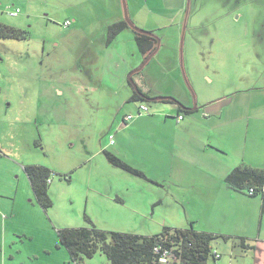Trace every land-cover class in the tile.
I'll list each match as a JSON object with an SVG mask.
<instances>
[{
  "label": "rangeland",
  "instance_id": "1",
  "mask_svg": "<svg viewBox=\"0 0 264 264\" xmlns=\"http://www.w3.org/2000/svg\"><path fill=\"white\" fill-rule=\"evenodd\" d=\"M132 1L127 0L130 16ZM184 1L185 14L174 24L171 18ZM111 3L0 0V21L28 31L25 39L0 38V264H75L59 238V230L74 227L142 236L193 227L218 235L213 249L220 257L207 264H264L262 194L207 186L203 180L212 177L216 183V171L225 163H209L200 142L214 135L210 148L219 150L213 145L222 131L211 134V127L224 125L223 132L232 135L237 107L257 119L264 116V0H142L144 13L160 18L155 34L161 43L134 80L143 77L152 90L169 91L163 95L198 109L184 112L178 123V106L149 102L151 114L131 124H124L123 116L135 112L140 101L130 100L129 74L143 61L128 71L124 56L134 50L143 55L132 30L108 47ZM13 7L22 12L11 16ZM68 19L72 24L64 26ZM172 33L176 39L168 48L166 36ZM87 36L95 41L85 51ZM59 71L61 95L49 97L50 78ZM207 99L213 102L204 107ZM148 120L155 125H144ZM253 123L249 133L264 146V123ZM244 124L247 120L242 129ZM114 131L116 144H110ZM223 145L234 153L233 143ZM104 150L146 177L114 165ZM34 164L56 172L47 208L26 171ZM81 263L110 260L99 249Z\"/></svg>",
  "mask_w": 264,
  "mask_h": 264
},
{
  "label": "trees",
  "instance_id": "2",
  "mask_svg": "<svg viewBox=\"0 0 264 264\" xmlns=\"http://www.w3.org/2000/svg\"><path fill=\"white\" fill-rule=\"evenodd\" d=\"M129 29L132 30L124 17L109 24L106 29L107 44L113 43L119 33ZM132 31L139 51L146 58L155 50L157 39L149 34ZM27 33L28 31L25 29L0 21V38L25 39ZM86 48L88 49L90 46H86ZM132 89L130 100L143 102V98L138 92L133 87ZM139 89L149 95V92L143 91L140 87ZM178 110L182 112L183 116L184 112L190 111V109L183 110L181 106L178 107ZM104 152L114 165L120 166L134 175L146 177L143 171L132 167L115 154L108 150H104ZM26 171L42 206L44 208L51 206L52 200L48 187L56 172L39 164L27 167ZM226 181L235 190L247 194L249 189L254 187L256 192L252 196L261 194L264 196L262 191L264 168L238 166L226 176ZM217 237V234L199 231L193 227L186 229L166 227L162 232L149 236L125 232H112L109 235L104 230L92 227L59 230L60 241L68 249L75 264H83L81 263L83 256H93L99 249L107 255L110 264H207L210 257L218 258L215 255L218 251L213 249V242ZM225 239H228L227 236ZM164 254L167 257L166 261H162Z\"/></svg>",
  "mask_w": 264,
  "mask_h": 264
},
{
  "label": "crops",
  "instance_id": "3",
  "mask_svg": "<svg viewBox=\"0 0 264 264\" xmlns=\"http://www.w3.org/2000/svg\"><path fill=\"white\" fill-rule=\"evenodd\" d=\"M86 1L87 0H84L85 3H86ZM111 1H112L111 10H110L111 17H110V21H108L109 22L108 25L111 24V22L113 23V22L119 21L124 17L123 11H122L123 8H122L121 0H111ZM131 3L129 2V8H130L131 17L133 18L134 23L136 22L138 25L143 26L144 28L148 29L149 31H153L154 33H156V31L159 30L162 26V23L160 22V18L156 14L155 15H152V14L148 15L147 13H144V11L140 7L142 4V0H133ZM69 4H71V3H68V5ZM131 8H132V11H131ZM184 14H185V1H184V4L176 10L175 15L171 18L172 23L177 24V21ZM74 19L76 21H78L76 16ZM71 24H72V21H71L70 25ZM70 25H68V26H70ZM124 31H128V30H124ZM124 31H122V32H124ZM129 31H131V30L129 29ZM131 32H132L133 38L135 40L134 33H133V31H131ZM180 33L182 34L181 30L179 31V34ZM119 35H120V33H119ZM119 35L116 37V39L114 41H119ZM127 37H129V40H130V36H127ZM172 38L176 39V36L174 33L166 36L168 48L172 47V45H171ZM85 41L87 42L85 46H91L93 44V42L95 41V38L94 37L90 38L89 36H87ZM113 44H116V42L115 43L113 42V43L107 44V45H108V47L109 46L113 47ZM136 45H137V43H136ZM143 59H144V56H139V53H137L136 50H134L133 53L129 54V56L128 55H127V57L124 56V60H126L127 62L129 61L128 71L135 68V66H137V64L141 63V61H143ZM60 73H61V71L55 73V74H57V76L55 78H50V80L53 81V85H49L48 89H46L48 91L49 97H51V95H56L57 97H60V95H61V89L59 86H64V82H63L64 79L62 77H60L61 76V75H59ZM133 78H134V76H133ZM136 84L139 85V87L143 91L149 92V95H147V96H159L161 94L163 95V94L169 92V91L160 92L159 90H155V89L152 90L150 88V85L147 84V82L145 81V79L143 77L138 78V80L136 81ZM179 100L182 101V103L186 106V108L183 110L190 109V111H193V110L198 109V108L188 107L189 104L183 99L179 98ZM143 101L145 103H149L148 101H146L144 99H143ZM211 102H213V101L207 99L206 101L203 102V106L207 107V105H209ZM173 104L176 105V103H173ZM176 106H178V105H176ZM235 112L236 113L233 114V119H232V120H234L233 124H232V126H233V134L232 135L226 134L223 132L224 125L223 126L219 125L217 127L215 124H213V126L211 127V134H214L213 131H217V130L222 131L221 133L223 136H220L222 138H218V140H217L218 145H213V146L217 147L219 150L215 149L214 147L210 148V145H212L211 136L213 137L214 135L207 137V139L202 138L200 140V142L203 144L202 145L203 153H205L207 155V158H205V159L208 160L209 163H211L213 165L225 163L224 169H220V170L216 171V177H217L216 183L213 179H211L212 177L203 180L204 183L207 184V186H211L212 184H214L215 186L220 185L221 188L227 187L229 190H233V188L227 183L226 176L234 168H236L238 166H242V167L243 166H251V167L264 168V146H257L259 142L257 141V139H255V137H253L249 133V131L251 130V127H254V123H253L254 121H256V122L260 121L261 124L264 123V120H263L264 116H262L258 119L255 118L253 115L251 117L248 114L249 110H247L246 114H244V109H242L241 107L240 108L237 107L235 109ZM129 113H131V112H129ZM150 114H151V109H150ZM166 114H171V112L167 111ZM179 114H182V112L178 110V112L175 115L176 119H177ZM204 114H205V116L207 115L206 112H204ZM142 116H144V115H142ZM142 116H139V117H142ZM139 117H135L133 120H135L136 118H139ZM217 117L221 120L220 116H217ZM241 119H243V120H241ZM183 120H185V115L180 122H182ZM245 120H247L248 126H246L244 124V127H246V129H242L241 126ZM155 122H156V120H153V122L148 120L147 124H144V125L151 127V125H155ZM177 122H178V120H177ZM180 122H178V123H180ZM131 123H132V121L130 122V124ZM124 124H127V123L124 122ZM124 124H122V126H124ZM130 124H128L126 126L129 127ZM251 124H253V125H251ZM116 132L117 131H114L111 134L115 135ZM156 134L157 133L155 132L154 135H156ZM164 139L168 140L170 138H164ZM158 140H161V139L159 138ZM157 141H156V143H157ZM228 141L230 143L234 144L232 147V148H234L233 149L234 153H232L231 151H229L223 147L224 146L223 143L228 142ZM109 142H110V140H109ZM110 144H116V142H114V143L110 142ZM250 147H258L259 151H252ZM210 149H213L215 151H210ZM215 153H217V154H215ZM236 191H238L242 194H246V192H241L240 190H236ZM246 195L252 196L249 193H247ZM253 197H255V196H253ZM263 200H264V196H263Z\"/></svg>",
  "mask_w": 264,
  "mask_h": 264
},
{
  "label": "water",
  "instance_id": "4",
  "mask_svg": "<svg viewBox=\"0 0 264 264\" xmlns=\"http://www.w3.org/2000/svg\"><path fill=\"white\" fill-rule=\"evenodd\" d=\"M121 4H122V8H123V15H124V19L125 21L128 23L129 27L132 30H135L137 32L140 33H144V34H149L154 36L157 39V46L155 48V50L153 52H151L146 58L143 59V62L140 64L139 67H137L136 69H134L133 71L130 72L129 74V81L130 83L133 85V88L136 90V92H138V94L146 101L148 102H154V101H172L175 102L178 106H181L182 109H185L186 106L182 103V101H180L179 99H177L174 96L171 95H159V96H147L146 94H144L142 91H140L139 86L136 84L133 75L141 70H143L145 68V66L151 61V59L153 58V56L158 52L159 48H160V43H161V39L159 38L158 35H156L154 32L143 29L138 27L133 20L131 19V16L129 14V10H128V5H127V0H121ZM187 20H188V10H187V15L185 18V22L183 25V34H182V38H181V44H180V51H181V66L183 68V46H184V36H185V31H186V26H187ZM186 83L189 87V89L191 90V86L189 85V83L187 82V78L185 77ZM192 91V90H191Z\"/></svg>",
  "mask_w": 264,
  "mask_h": 264
},
{
  "label": "built area",
  "instance_id": "5",
  "mask_svg": "<svg viewBox=\"0 0 264 264\" xmlns=\"http://www.w3.org/2000/svg\"><path fill=\"white\" fill-rule=\"evenodd\" d=\"M22 9L20 7H13V8H9L8 9V12L11 16H17L19 13H21ZM71 21L70 20H66L64 22V26H68L70 25ZM150 114V107H149V104L148 103H145V102H140L137 106V109H136V112H131V113H127L124 115L123 117V121L125 123H129L131 121H133V119L135 117H139V116H142V115H148ZM183 115L182 114H179L178 117H177V120L178 122H180L182 119H183ZM109 140L111 143H114L115 142V135L114 134H110L109 135ZM262 191L264 192V187L262 189ZM256 192L255 188L254 187H251L249 189V194L252 195ZM217 257H219V253L217 252L215 254ZM165 256V257H164ZM164 256L162 257V261H166L167 260V257H166V254H164Z\"/></svg>",
  "mask_w": 264,
  "mask_h": 264
},
{
  "label": "flooded vegetation",
  "instance_id": "6",
  "mask_svg": "<svg viewBox=\"0 0 264 264\" xmlns=\"http://www.w3.org/2000/svg\"><path fill=\"white\" fill-rule=\"evenodd\" d=\"M88 49L86 48V46H85V51H87ZM76 66H77V68H79L80 69V72L82 71V72H85L86 71V67H84L79 61H77V63H76ZM142 71V70H141ZM140 72V71H139ZM93 73L92 72H89V73H86L85 75H87V76H90V75H92ZM136 74V73H135ZM91 77V76H90ZM136 82V81H135ZM139 86V85H138ZM144 93V92H143ZM142 98V97H141ZM124 117V116H123ZM110 134V133H109Z\"/></svg>",
  "mask_w": 264,
  "mask_h": 264
},
{
  "label": "clouds",
  "instance_id": "7",
  "mask_svg": "<svg viewBox=\"0 0 264 264\" xmlns=\"http://www.w3.org/2000/svg\"><path fill=\"white\" fill-rule=\"evenodd\" d=\"M144 102V101H143ZM140 103V102H139Z\"/></svg>",
  "mask_w": 264,
  "mask_h": 264
}]
</instances>
